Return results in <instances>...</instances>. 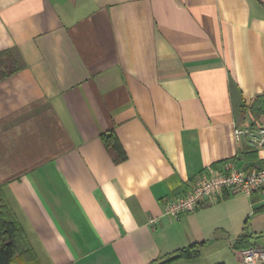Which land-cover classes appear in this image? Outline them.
<instances>
[{
	"label": "crops",
	"instance_id": "1",
	"mask_svg": "<svg viewBox=\"0 0 264 264\" xmlns=\"http://www.w3.org/2000/svg\"><path fill=\"white\" fill-rule=\"evenodd\" d=\"M4 50L0 189L39 264H152L209 228L264 247V192L164 214L209 168H264L233 133L264 94V0H0Z\"/></svg>",
	"mask_w": 264,
	"mask_h": 264
},
{
	"label": "built area",
	"instance_id": "2",
	"mask_svg": "<svg viewBox=\"0 0 264 264\" xmlns=\"http://www.w3.org/2000/svg\"><path fill=\"white\" fill-rule=\"evenodd\" d=\"M233 133L236 141L246 137L252 146H264V125L237 126ZM260 192H264V168L241 169L232 161H227L220 169L209 168L203 172L185 196L166 201L164 214L170 218H178L184 214L194 213L203 204H216L222 194L251 196ZM233 251L237 264H264L262 246Z\"/></svg>",
	"mask_w": 264,
	"mask_h": 264
},
{
	"label": "trees",
	"instance_id": "3",
	"mask_svg": "<svg viewBox=\"0 0 264 264\" xmlns=\"http://www.w3.org/2000/svg\"><path fill=\"white\" fill-rule=\"evenodd\" d=\"M19 70V65L9 50L0 51V82L12 76ZM242 113L250 119L252 126L264 125V94L254 98L250 104L243 103ZM106 148L109 150L115 163L125 159L124 152L117 142L113 132L101 135ZM256 194V193H255ZM252 196V195H251ZM204 242L193 243L176 250L168 256L161 258L152 264H174L177 261H192L200 257V251ZM248 235L243 233L237 237L234 249L239 250L248 247ZM0 264H39L34 251L29 244L15 215L8 206L0 189ZM224 264V263H217Z\"/></svg>",
	"mask_w": 264,
	"mask_h": 264
},
{
	"label": "rangeland",
	"instance_id": "4",
	"mask_svg": "<svg viewBox=\"0 0 264 264\" xmlns=\"http://www.w3.org/2000/svg\"><path fill=\"white\" fill-rule=\"evenodd\" d=\"M217 205H218V203L212 205L211 207H214ZM209 215L212 218H216L215 212L210 213ZM200 224H201L200 222H197V225L194 224V226L199 227ZM240 225H243L242 222ZM196 229H198V228H196ZM215 229L216 228H209L206 230L201 229V233L203 235L198 233V231H197L196 237L202 238L205 241L204 245L202 246L201 251H200V257H201V255L203 258H206L209 256L213 257L214 255H217L220 257L219 259H229L230 261H232L233 255H235V254H233L234 251H232L231 247H229V244L225 239L224 240L221 239L219 232L216 231ZM235 262L237 263V261H235Z\"/></svg>",
	"mask_w": 264,
	"mask_h": 264
}]
</instances>
